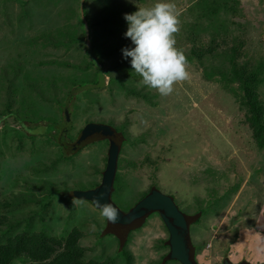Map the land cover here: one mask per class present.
Wrapping results in <instances>:
<instances>
[{"label": "rangeland", "instance_id": "1", "mask_svg": "<svg viewBox=\"0 0 264 264\" xmlns=\"http://www.w3.org/2000/svg\"><path fill=\"white\" fill-rule=\"evenodd\" d=\"M11 1L21 6L27 3L30 11V21L19 27L22 34L27 30L49 32L61 20L57 16L60 9L74 4V0H0V6ZM125 1L133 12L155 2ZM190 1L172 0L180 21L176 46L184 54L189 53L192 27L197 31L199 23H208L187 9ZM238 1L236 24L231 13L219 14L229 31L228 47L233 39L242 40V53L254 62H264V0ZM116 7L119 16L131 13L128 6L119 3ZM15 12L16 7L9 11ZM4 29L0 25V40ZM198 34L203 42L211 38L209 32H195ZM125 41L133 46L130 38ZM6 47L0 41V71L8 68L13 57ZM71 55L78 57L77 52ZM218 62L215 54L200 62L192 58L187 64L189 79L175 84L167 96L148 87L154 106L120 95L107 84L92 90L82 88L96 84L95 70L93 75L80 77L81 72L75 75L62 64L28 71L6 97L1 92V109H6L3 99L13 104L9 111L0 112V193L13 203L0 210V215L18 226L0 227V244L36 226L58 237L77 228L84 233L80 245L88 249L87 259L111 257L115 264H123L121 248L126 239L133 264H162L161 256L170 251V233L160 212L131 213L145 199L157 203L146 191L153 183V189L171 201L174 212L189 221L188 236L197 264H221L224 258L232 263L264 264V152L252 141L245 111L231 91H236L237 84L226 89L216 77L207 79L204 74V68L209 72ZM4 79L0 74V86ZM60 93L63 95L54 99ZM259 95L264 101V84ZM123 122L128 123L131 137L118 157L119 177L113 181L109 202L123 213L118 217L124 220L121 225L119 220L109 222L100 208L73 194L100 184L109 149L102 136L104 125L119 128ZM59 141L65 147L60 148ZM146 157L155 160L156 166L143 163L135 172L125 167L139 166ZM86 195L93 200L89 192ZM25 199L33 203L24 204ZM28 205L36 208L32 217L10 214L13 208ZM20 260L13 264H25Z\"/></svg>", "mask_w": 264, "mask_h": 264}, {"label": "trees", "instance_id": "2", "mask_svg": "<svg viewBox=\"0 0 264 264\" xmlns=\"http://www.w3.org/2000/svg\"><path fill=\"white\" fill-rule=\"evenodd\" d=\"M119 3L120 6H128L129 11L133 13L134 8L127 4L125 0H74L73 5L60 9L57 16L61 20L49 32L36 33L27 30L26 33L22 34L19 27L26 21H30V11L27 9V3L21 6L13 1L2 2V6H0V19L2 22H0V25L1 27L4 26L5 29L0 41H3L7 45L6 51L13 57L9 59L8 68L0 71L1 76L4 75L5 77L3 86H0V96L1 92H3L6 97L13 87H17L18 83L22 82L23 76H26L28 71L59 68L60 64H62L63 67L69 68L66 70H74L75 75H79L81 72L83 75L80 77L90 72L93 75L92 72L95 70L94 77H96V84L82 88L92 90L102 88L107 84V87H110L111 90L115 89V92L120 93V95L132 98L137 102L147 103L149 106H154L155 102L150 95V89L148 86L141 84L142 77L135 73L131 67V58L127 60L123 58L121 50L131 46L127 43L128 40L127 42L125 41L124 35L128 27L124 19L126 12L119 16L115 11ZM190 3L191 5H188L187 9H192V12L195 11L196 15L199 14L200 20L202 18L206 19L208 23L205 25L199 23L198 25H201V28L197 31L192 27L194 34H191L188 38L190 49L189 53L185 54L187 62H191L192 58L200 62L206 56L212 57L214 54L217 56L219 61L217 65L210 67V73L206 72L208 67L204 68V74L209 77L207 79L216 77L217 81L226 89L232 84H237L236 91L230 89L234 91L235 97L239 99V104L245 111V124L251 133L252 141L260 152H264V101L259 95V87L264 84V62H254V59L248 58L247 53L243 54L242 48L245 43L242 40L235 38L232 41L231 47H228L226 37L229 35V31L221 17L219 18L220 13H231L232 23L236 24L234 20L240 18L238 11L239 1L191 0ZM14 7H16V12L10 14L9 11ZM195 32H209L211 38L208 42H203L199 37L200 34L195 35ZM176 35H178V32ZM117 40L120 41L115 43ZM219 50L220 52H218ZM72 52H77L78 57L71 55ZM71 57H73V61L69 62V58ZM66 60L68 61L66 62ZM111 60L114 62L112 63ZM106 79L107 82L105 83ZM136 83H139L140 87H136ZM52 84L50 83V85ZM62 95L63 93H60L54 99H58ZM72 95L74 94H71L70 98ZM4 103L6 109L3 110L0 107V112L2 113L9 111L10 106L13 104L12 101H4L3 99ZM127 124V122H123L119 128L115 126L113 128L108 127L109 129H106L107 126L104 125L106 127H104V132L112 134L111 137H107L108 135L102 133L109 147L108 156L104 165V171L101 172L103 174L101 175L100 173L99 176L101 178L100 184H96L92 190L88 191L91 194L90 196L95 194L96 190L101 187V181H104L103 176L111 170L109 163L112 162L115 165L111 190L113 188V181L115 180L116 182V179L119 177L117 160L123 147L126 146L128 138L131 137L127 131ZM138 143H141V140ZM114 145L116 146L117 153L112 149ZM58 146L60 148L65 147L61 141H59ZM137 146L138 144L136 148ZM19 149H21V145ZM140 162L139 166L133 167L130 164V166L125 167L135 172L137 169L143 167V163L152 165L153 167L156 166V161L151 160L149 157L144 158ZM152 185L153 183L146 190L148 193L151 190H156L153 189ZM111 190L106 197L109 201H111ZM88 192H80L81 195L79 192H76L73 196L86 199L93 206H95V201L96 205L98 203L101 205L102 200L100 197L97 198L98 200H91L89 197L85 198L84 196H87ZM147 192L144 196L148 194ZM25 200L27 202L25 201L24 204L33 203L30 199ZM10 201L13 200L2 197L0 193V210L3 211L11 207L13 202ZM25 210L26 212H24ZM19 213L26 214V216L31 215L32 217V214H36V208L31 205L25 208H16V210L13 208L10 214ZM1 214L3 213L1 212ZM201 217H203L202 214ZM40 222L45 223V220L40 219ZM4 226L14 229L18 224L12 222L6 216L0 215V227ZM122 234L117 235L120 236ZM83 238L84 233L77 228H73L63 237H58L57 235L49 234L44 228L39 229L36 226L35 228L14 234L5 243L0 244V264H13L22 258L24 259L20 261L25 264H115V261L111 257H105L103 260L87 259L85 253L88 249L80 245ZM127 244L128 241L125 239L121 248L123 264H133L134 259L131 252L126 249ZM162 245L164 250L168 251V247L164 242ZM204 249L202 253H204ZM167 255L168 253H164L161 256L160 263L162 261L164 264L169 262L179 264L174 260L164 261ZM225 260L231 262L229 259L224 258L221 264ZM241 262L246 261L241 260L238 263Z\"/></svg>", "mask_w": 264, "mask_h": 264}, {"label": "clouds", "instance_id": "3", "mask_svg": "<svg viewBox=\"0 0 264 264\" xmlns=\"http://www.w3.org/2000/svg\"><path fill=\"white\" fill-rule=\"evenodd\" d=\"M126 38L132 47L123 48V58L130 59L135 73L143 83L167 96L174 85L189 79L187 59L182 49L176 46L175 34L179 31V18L172 0H155L151 7H138L126 13ZM100 214L109 222H116L119 211L112 204L99 205Z\"/></svg>", "mask_w": 264, "mask_h": 264}, {"label": "water", "instance_id": "4", "mask_svg": "<svg viewBox=\"0 0 264 264\" xmlns=\"http://www.w3.org/2000/svg\"><path fill=\"white\" fill-rule=\"evenodd\" d=\"M103 134L108 135L107 132H103ZM115 147L116 146L114 145L112 149L116 153L117 149ZM109 166L112 170V174L110 170L107 174L103 176L104 181L101 187L96 190L95 194L91 196L93 200H98L97 198L100 197V199L102 200L101 205H103V203L109 204L110 202L109 199H107L106 197L111 190V183L113 179L112 175L114 173L115 165L111 162L109 163ZM149 196H151L152 199L156 200L157 203H152L149 199H145L143 204L131 213L138 215L140 212H148L147 210H157L160 212L161 218L166 224V228L169 230L170 233L169 240L167 241L170 251L165 257L164 261L174 260L177 261L179 264H197L194 258V249L191 245L188 236L189 221L187 223L186 218L179 217L178 214L174 212L173 208L175 209V207L172 205L171 201H169L167 198H163L158 192H156V190H151ZM95 207H98V205H96V201ZM121 214L123 213L119 211L118 217H120ZM117 220H119L121 223L122 221H124L123 218H118ZM121 225H124V223H122ZM223 264L232 263L225 260ZM238 264L249 263L241 262Z\"/></svg>", "mask_w": 264, "mask_h": 264}, {"label": "flooded vegetation", "instance_id": "5", "mask_svg": "<svg viewBox=\"0 0 264 264\" xmlns=\"http://www.w3.org/2000/svg\"><path fill=\"white\" fill-rule=\"evenodd\" d=\"M232 263V262H231Z\"/></svg>", "mask_w": 264, "mask_h": 264}]
</instances>
